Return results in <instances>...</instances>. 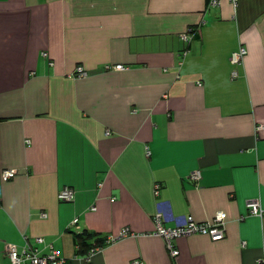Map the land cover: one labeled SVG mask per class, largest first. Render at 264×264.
<instances>
[{
    "label": "crops",
    "instance_id": "crops-1",
    "mask_svg": "<svg viewBox=\"0 0 264 264\" xmlns=\"http://www.w3.org/2000/svg\"><path fill=\"white\" fill-rule=\"evenodd\" d=\"M251 199L264 209V0H0V264L8 245L61 264H257ZM219 211L225 237H177L174 257L154 234L156 214ZM84 231L103 242L89 258Z\"/></svg>",
    "mask_w": 264,
    "mask_h": 264
},
{
    "label": "built area",
    "instance_id": "built-area-1",
    "mask_svg": "<svg viewBox=\"0 0 264 264\" xmlns=\"http://www.w3.org/2000/svg\"><path fill=\"white\" fill-rule=\"evenodd\" d=\"M235 4L238 0H230ZM220 0H209V4L212 6H218ZM183 39L187 40L185 34L181 36ZM246 54V49L243 46H239L237 50L232 52L230 56V61L233 64L242 61L244 55ZM45 55V54H44ZM124 69L123 65L116 66H105V69ZM88 71L84 70L82 67L78 66L73 73L75 77L86 76ZM148 153V151H147ZM16 174V170L6 169L3 170L1 175L3 179L11 178ZM201 177V172L199 170H194L190 173L189 179L191 181H197ZM58 199L60 201H72L74 199V190L70 187H64L58 192ZM246 207L248 213L254 216L263 217L264 209L261 207L259 199H251L246 202ZM44 216V214H42ZM155 221V235L161 236L167 245V248L171 256H176L178 251L174 248L172 240L181 237L189 236L193 234H202L208 236L212 241L222 240L225 237L226 229V213L223 211L216 212L211 221L206 222H196L189 215L185 216L178 225L172 228L164 227L161 224L162 218L160 214H156L154 217ZM77 219H73L71 225H75ZM131 235L127 229H123L119 237H124ZM115 237H106V243H111L115 240ZM42 238L38 237L35 239V243H41ZM99 249L95 247L91 249L87 254L86 258L90 257L95 251ZM8 262L6 264H61L62 259L59 257L58 253L49 247L46 253H43L35 245H25L21 249H18L14 245H8L5 251ZM257 264H264V256L259 258L256 262ZM131 264H140L138 261H133Z\"/></svg>",
    "mask_w": 264,
    "mask_h": 264
},
{
    "label": "trees",
    "instance_id": "trees-1",
    "mask_svg": "<svg viewBox=\"0 0 264 264\" xmlns=\"http://www.w3.org/2000/svg\"><path fill=\"white\" fill-rule=\"evenodd\" d=\"M94 235L87 234L85 231L82 233H77L75 235L76 237V243H77V253L86 255L91 249L95 248L97 243L102 244L101 240H98L95 245L93 243H90V238H92Z\"/></svg>",
    "mask_w": 264,
    "mask_h": 264
}]
</instances>
